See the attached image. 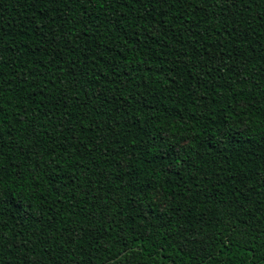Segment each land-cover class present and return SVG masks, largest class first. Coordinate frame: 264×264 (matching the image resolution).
Wrapping results in <instances>:
<instances>
[{
    "label": "trees",
    "instance_id": "16d2710c",
    "mask_svg": "<svg viewBox=\"0 0 264 264\" xmlns=\"http://www.w3.org/2000/svg\"><path fill=\"white\" fill-rule=\"evenodd\" d=\"M0 264H264V0H0Z\"/></svg>",
    "mask_w": 264,
    "mask_h": 264
}]
</instances>
